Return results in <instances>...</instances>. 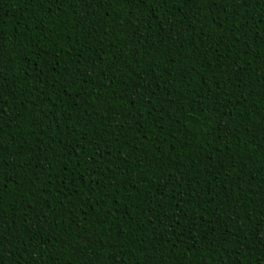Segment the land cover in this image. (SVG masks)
Here are the masks:
<instances>
[{
  "label": "trees",
  "instance_id": "16d2710c",
  "mask_svg": "<svg viewBox=\"0 0 264 264\" xmlns=\"http://www.w3.org/2000/svg\"><path fill=\"white\" fill-rule=\"evenodd\" d=\"M0 264H264V0H0Z\"/></svg>",
  "mask_w": 264,
  "mask_h": 264
}]
</instances>
